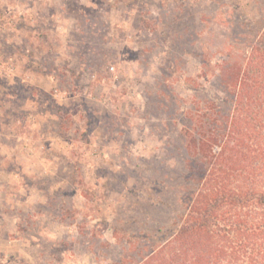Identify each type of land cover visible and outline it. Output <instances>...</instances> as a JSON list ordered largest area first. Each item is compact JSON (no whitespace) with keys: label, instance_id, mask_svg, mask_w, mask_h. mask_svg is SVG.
<instances>
[{"label":"rangeland","instance_id":"rangeland-1","mask_svg":"<svg viewBox=\"0 0 264 264\" xmlns=\"http://www.w3.org/2000/svg\"><path fill=\"white\" fill-rule=\"evenodd\" d=\"M263 26L264 0H0V264H134L171 236L187 132L229 113L220 66Z\"/></svg>","mask_w":264,"mask_h":264},{"label":"trees","instance_id":"trees-1","mask_svg":"<svg viewBox=\"0 0 264 264\" xmlns=\"http://www.w3.org/2000/svg\"><path fill=\"white\" fill-rule=\"evenodd\" d=\"M227 63L229 113L204 112L187 132L197 189L185 216L134 264H264V26Z\"/></svg>","mask_w":264,"mask_h":264}]
</instances>
